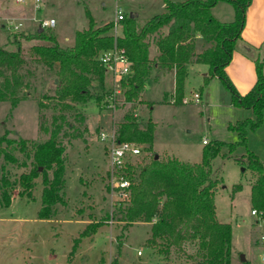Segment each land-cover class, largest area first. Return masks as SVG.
Listing matches in <instances>:
<instances>
[{
  "label": "trees",
  "instance_id": "obj_1",
  "mask_svg": "<svg viewBox=\"0 0 264 264\" xmlns=\"http://www.w3.org/2000/svg\"><path fill=\"white\" fill-rule=\"evenodd\" d=\"M251 0H163L164 11L139 23L136 17L123 13L120 35L113 38L111 24L93 28L84 10L86 28L76 30L73 43L60 47L53 28L41 31L15 32L10 44L14 51L0 47V103L7 102L10 109L37 91L42 73H53L52 94L41 95L37 100L39 130L46 135L42 142L21 138L9 139L7 132L0 136V202L5 208L10 204V190L14 186L21 193L30 194L35 181L40 178V207L37 218L51 219L55 208L64 206L65 157L64 140L78 139L81 135L73 126L82 122L79 110L92 104L106 108L107 97L91 92V81L100 83L106 69L98 58L115 46L123 49L129 73L118 80L121 95L132 106L115 124L116 142L140 145L141 152L152 148L155 124L150 118H133L136 104L152 70H173V97L179 102L183 97V83L191 64L208 67L204 83L217 79L230 96L233 107L249 110L251 118L227 125L236 141L226 143L213 140L203 145L200 161L191 164L173 157H156L150 154L147 162L127 170L128 198L111 208L105 219L121 225L122 232L133 224H147L148 236L143 246L150 249L163 263L182 261L183 264H230L231 228L217 221L214 211V194L221 183L218 171L212 169L215 158L229 157L242 171H249L253 181L249 190L250 211L264 220V164L245 146L247 130H256L262 122L264 111V60L253 61L255 82L244 95H239L225 75L236 41L240 38L245 21V11ZM219 2L231 5L232 21L218 22L211 9ZM199 39L206 46L195 53ZM154 55L150 56V50ZM99 108V109H100ZM50 112L48 120L45 112ZM240 155H232L238 148ZM105 149V148H104ZM20 153L18 161L14 153ZM26 169L15 181L9 179V168ZM240 185L232 186V192ZM101 223L86 224L81 237L94 234ZM120 243V238H118Z\"/></svg>",
  "mask_w": 264,
  "mask_h": 264
},
{
  "label": "rangeland",
  "instance_id": "obj_2",
  "mask_svg": "<svg viewBox=\"0 0 264 264\" xmlns=\"http://www.w3.org/2000/svg\"><path fill=\"white\" fill-rule=\"evenodd\" d=\"M115 6L127 16L136 15L139 23L164 11L163 0H39L37 9L33 8L31 0L23 3L0 0V47L14 51L15 47L10 41L15 32H34L41 21L49 19L55 22L53 31L58 45L70 46L75 31L86 28L84 10L93 28L97 29L111 24ZM211 15L218 22H230L233 9L228 3L219 2L211 9ZM228 15L230 18L227 19ZM115 34L120 35L119 27ZM203 49L197 43L195 53ZM153 55L151 49L150 56ZM255 57L264 60V45L255 53ZM207 73L206 65L188 66L182 98L189 99L193 93H199L201 103L194 106L179 105V102L170 104L173 96L172 74L165 70L151 71L139 97L144 103L136 104L132 117L143 120L150 118L155 124L152 148L148 153L141 152L131 163L128 172L143 166L152 153L160 158L173 157L196 164L200 161L202 140L207 143L213 140L226 143L236 141L235 133L228 131L227 125L248 118L230 104L229 93L217 79L210 78L204 83ZM53 78V73H42L37 91L29 94L12 110L7 102L0 103V136L7 132L9 139L45 140L46 135L39 130L36 103L41 95L52 94ZM113 85L112 74L106 70L103 82L92 80L90 89L92 93L107 97ZM116 101L113 109L89 104L79 110L82 122L70 120L81 137L63 141L65 205L55 208L53 218H37L40 178L35 181L29 195L21 193L16 185L9 192L10 204L3 208L0 202V264H167L143 246L149 225L133 224L122 232L119 223L105 219V215L110 214L111 208L117 204V199L109 182L108 148L100 141L99 135L113 133L115 124L132 106L125 102L121 90ZM49 114L45 112L47 120ZM248 117L251 118V114ZM245 146L264 164L263 114L260 126L253 131L247 130ZM241 153L243 148L238 147L232 155ZM14 156L18 161L22 160L20 153L15 152ZM9 167L7 165L6 168ZM212 169L218 171L221 179L214 194L215 216L217 221L231 228L230 264H264L261 261L264 246L260 244V237L264 235V220L250 214L252 174L241 171L235 160L229 157L215 158ZM8 171L12 182L26 169L11 167ZM234 185H240V190L235 193L232 192ZM98 222L102 225L94 234L81 237L86 224ZM172 264L183 263L172 261Z\"/></svg>",
  "mask_w": 264,
  "mask_h": 264
},
{
  "label": "built area",
  "instance_id": "obj_3",
  "mask_svg": "<svg viewBox=\"0 0 264 264\" xmlns=\"http://www.w3.org/2000/svg\"><path fill=\"white\" fill-rule=\"evenodd\" d=\"M25 0H16L17 3H23ZM33 8H39V0H31ZM123 12L116 8L113 9V19L111 21V36L115 41L117 35L115 34L116 28L119 27L120 21L123 20ZM54 22L52 20L41 21L39 28H54ZM120 28V27H119ZM16 29V27H14ZM99 63L112 74L114 80L113 90L107 96L106 108L113 109L116 104V96L120 94L118 80L122 76H126L129 73L127 58L123 49H118L115 46L112 49L103 52L99 58ZM175 102L172 96L169 100L170 104ZM201 103L198 93H193L189 99L182 98L179 101V105H194L198 106ZM99 139L102 143H105L108 150V165L110 170V185L115 190V197L118 202H125L128 198L127 188L129 186V180L127 177V170L131 163L141 154V149L134 143L130 142H116L113 133L108 135L100 133ZM207 143L206 140H202V145ZM252 216L260 218V214L250 211ZM260 244L264 246V235L260 237ZM264 262V258L261 259Z\"/></svg>",
  "mask_w": 264,
  "mask_h": 264
},
{
  "label": "crops",
  "instance_id": "obj_4",
  "mask_svg": "<svg viewBox=\"0 0 264 264\" xmlns=\"http://www.w3.org/2000/svg\"><path fill=\"white\" fill-rule=\"evenodd\" d=\"M136 17V15H134ZM229 16V15H228ZM227 19L230 18V16ZM233 18V17H232ZM52 20V19H49ZM54 22V20H52ZM222 22V23H227ZM55 25V22H54ZM199 48H205L203 42L196 39ZM264 45V0H251L245 11L244 26L240 38L235 43V48L231 55L228 65L225 67V75L234 90L239 95L247 93L255 82V72L253 61L256 58L255 53L260 51ZM155 72L164 71L162 69L152 70ZM170 72L173 77V70ZM188 72V68H187ZM197 93V92H196ZM199 94V93H198ZM200 101H201V95ZM229 99V98H228ZM239 109V108H237ZM245 118H249V110L239 109ZM264 116V112H263ZM202 144V142H201Z\"/></svg>",
  "mask_w": 264,
  "mask_h": 264
},
{
  "label": "water",
  "instance_id": "obj_5",
  "mask_svg": "<svg viewBox=\"0 0 264 264\" xmlns=\"http://www.w3.org/2000/svg\"><path fill=\"white\" fill-rule=\"evenodd\" d=\"M129 17H131V14H129ZM37 31L40 32V31H41V28H38ZM156 157H157V156H155L154 158L156 159ZM241 171H242V169H241ZM241 260L243 261V258H242V257H241Z\"/></svg>",
  "mask_w": 264,
  "mask_h": 264
}]
</instances>
